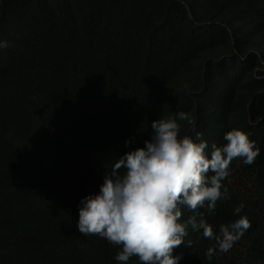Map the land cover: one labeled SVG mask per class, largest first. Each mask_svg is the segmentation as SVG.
Segmentation results:
<instances>
[{"label": "trees", "instance_id": "16d2710c", "mask_svg": "<svg viewBox=\"0 0 264 264\" xmlns=\"http://www.w3.org/2000/svg\"><path fill=\"white\" fill-rule=\"evenodd\" d=\"M0 40V264H119L79 231L81 201L181 111V135L220 145L240 128L260 155L231 163L228 199L205 212L217 234L240 215L250 229L211 260L215 241L189 229L173 255L264 264V0H0Z\"/></svg>", "mask_w": 264, "mask_h": 264}, {"label": "clouds", "instance_id": "9594fccd", "mask_svg": "<svg viewBox=\"0 0 264 264\" xmlns=\"http://www.w3.org/2000/svg\"><path fill=\"white\" fill-rule=\"evenodd\" d=\"M4 47L7 42L0 40V49ZM178 121L194 125L183 111L152 121L144 146L116 158L99 193L81 201L79 231L117 246L119 264H127L130 258H137L139 264H178L181 257L173 252L182 243L192 247L191 240L185 241L189 229L202 231L204 238L215 241L206 251L211 260L217 251H230L251 227L248 217L240 215L221 224L217 234L205 212L212 214L218 201L228 199L223 181L231 174V163L241 159L246 165L254 164L259 147L240 128L227 131L225 143L209 145L200 131L194 136L181 135ZM243 207L237 206L234 214ZM183 208L191 213L187 220Z\"/></svg>", "mask_w": 264, "mask_h": 264}]
</instances>
